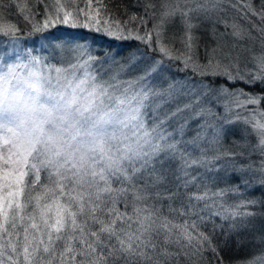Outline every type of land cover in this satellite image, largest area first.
Instances as JSON below:
<instances>
[{"label": "snow or ice", "instance_id": "obj_1", "mask_svg": "<svg viewBox=\"0 0 264 264\" xmlns=\"http://www.w3.org/2000/svg\"><path fill=\"white\" fill-rule=\"evenodd\" d=\"M6 4L11 7L9 0H0V10ZM143 8L142 16L114 22L129 36L134 32L132 38L158 57L150 72L136 79L105 80L91 73L95 58L83 51L74 57L80 61L87 55L83 63L57 66L31 49L23 60L17 54L15 62L0 63V264H180L182 256L191 264H223L218 237L227 245L255 216L250 210H222L239 186L230 191L213 185L214 174L244 156L221 147L224 124L235 122L230 117L239 119L244 109L245 131L257 138L249 158L259 153L261 159L232 168L258 175L264 186V94L229 87L264 84V53L243 62L234 56L235 45L229 46L227 38L244 40L245 35L239 25L222 19L230 8L264 34V27L254 23L264 25V0H161L159 5L144 0ZM25 11L27 23L33 11L25 7L20 13ZM80 14L90 27V12L78 7L77 18ZM194 16L214 29L218 24L225 28L223 42L203 63L194 55ZM70 17L73 13L64 11L63 23ZM176 17L186 34L179 46L167 31ZM101 22L95 19L97 25ZM49 25L46 17L44 28ZM19 31L18 24L0 23V36L13 42ZM166 62L192 76L158 91L153 74L162 76ZM217 78L226 83L214 86ZM165 96L169 101L190 98L177 109L194 113L189 120L202 119L190 139H185L187 122L170 131L158 120L157 101ZM256 204L246 200L229 207ZM236 243L243 246L245 240ZM247 264H264V254Z\"/></svg>", "mask_w": 264, "mask_h": 264}, {"label": "rangeland", "instance_id": "obj_2", "mask_svg": "<svg viewBox=\"0 0 264 264\" xmlns=\"http://www.w3.org/2000/svg\"><path fill=\"white\" fill-rule=\"evenodd\" d=\"M37 0H10L11 7L9 8L7 4L5 7L0 10L3 12V19L0 20V23L9 24L14 23L19 25V38L15 42H13L10 38H6L0 36V63L5 62H15L17 54L20 55L21 60L24 59L23 53L27 50L31 49L34 55L39 56L42 60L47 61L48 63L56 64L60 66L61 64L67 65L69 62H80L83 63L84 60H87V55L83 57L82 60L76 61L74 57L77 55L79 51H83L87 54H90L95 58L92 62L93 67L91 68V73L102 76L103 79L109 80L113 77H118L119 81H127L130 79H136L140 76L145 75L150 72V66L153 61L157 59V56L152 55L149 50L145 47V45L139 41L137 44L133 42L132 47L124 46L114 47L116 50H108L103 47L102 52L98 53L97 47H100L96 44L90 43L88 39L84 38H71L66 35V31L64 30L66 27H72L73 21L69 19V23H63V13L64 8L57 6V4L49 1V4H37ZM257 4H259L260 0H255ZM157 5L161 3V0L155 1ZM194 7L195 5H191ZM27 8L33 11L31 20L27 23L25 22L23 16L28 15L29 12L25 11L23 14L20 13L21 8ZM59 11V18H57V10ZM5 11H9L6 13ZM38 11L40 15H35L34 12ZM159 11V9H158ZM16 12H19L21 15L18 16ZM48 18L50 21V25L47 28H44V20ZM222 19H226L229 24H237L240 29L243 31L245 35L244 40H234L232 37L227 38V43L229 46L235 45V49L233 51V55L239 54L241 57V61L250 60L252 56L261 55L264 53V34H261L257 28H253L251 24L236 18V14L228 9V15L222 17ZM192 22L197 25L192 31V35L196 38V42L200 41L198 47L194 51L195 57L200 62H206V55L211 51L212 48L216 47L218 43L223 42L222 33L225 32V28L223 24H218L213 28V25L207 21L201 20L199 17L193 18ZM254 23L257 24L258 27H264V25H260L258 20L254 19ZM27 24V28H24V25ZM151 25H149L150 27ZM39 27L42 31H35V28ZM64 28L62 31L60 28ZM183 25L179 17L174 18L173 23L169 24L167 27V31L169 36H175L177 39V46H179V38L182 36L186 37V34L182 30ZM61 31V32H60ZM228 31H232L231 27ZM55 32V34H53ZM60 32V33H59ZM250 34V35H249ZM121 33L116 31V36L120 38ZM135 33L133 32L131 36L126 32L124 38L130 40L134 39ZM98 41H101V38L98 36ZM203 41L205 43H203ZM75 50V51H73ZM123 56H118V55ZM175 62H173V66L169 67L167 62L165 64V68L167 69L162 73V76L156 77L155 74L153 76L152 82L157 85L158 91H164L168 88L169 83L180 80H185L186 77H190L192 75L191 71L180 72L176 70ZM194 78V77H193ZM200 77H196L194 80H199ZM205 82L213 83L212 77H205ZM226 83L225 80L221 78H217L214 82V86H219L221 84ZM243 82H237L235 84L229 85L232 89H244ZM247 85V84H245ZM245 90V89H244ZM246 92H249L245 90ZM250 93V92H249ZM162 101H169L167 96L164 97L163 100H158L157 103H161ZM177 102V105L180 104L181 108H184V105L190 102L189 97H180L178 100H174ZM172 102V101H170ZM251 107V106H250ZM260 108H262L260 106ZM220 113H223V109H219ZM183 119L186 120L188 116L194 115L190 110L183 111ZM248 115V113L241 109L239 111V119L236 115H232L230 119L235 121L233 123L224 124V130L229 125V127H233V131H236L240 135L239 145L244 150H250L251 146L256 145L257 138L254 135H249V132L245 131L246 125L243 123V118ZM259 118V117H258ZM199 122H202V119H195ZM182 122V121H181ZM215 122V121H214ZM198 124V125H199ZM198 127V126H197ZM249 131H250V126ZM170 129V128H168ZM258 154V153H257ZM252 156V154H251ZM260 155L255 159L246 158V162L243 166H246L250 163L259 164ZM247 177V181L250 182V185H258L262 192L264 193V186H261L259 183V176L253 175L251 172L243 173ZM241 198H238L240 200ZM246 201V200H244ZM257 201V206L251 208H236L231 207L230 212L233 211H253L255 212V216L248 218L249 223H261L264 222V201ZM242 201L237 202L236 204H240ZM234 204V205H236ZM264 236V231L260 234L251 233V240L254 241V245L260 243V237ZM252 253L244 262L238 264H247L248 261L253 260L255 257L264 254V244L260 245L258 248H255Z\"/></svg>", "mask_w": 264, "mask_h": 264}, {"label": "trees", "instance_id": "obj_3", "mask_svg": "<svg viewBox=\"0 0 264 264\" xmlns=\"http://www.w3.org/2000/svg\"><path fill=\"white\" fill-rule=\"evenodd\" d=\"M10 1V0H9ZM51 1L52 3L57 4V6H61L64 8L65 11H71L73 13V17H70L71 21H77L75 23V26L72 27H62L60 30L63 29L66 31V35L71 38H84L88 39L92 44H96L100 47H97V52H102L103 47H105L108 50H116L114 47H119L118 49L121 50V47L129 46L132 47L133 42L137 44V40L135 39H126L124 38L126 35V32H123L122 30H118L115 21H130V18L132 15L142 16L144 14V8H143V2L144 0H92V5L89 8L88 6V0H37V4H49ZM157 0H154V2ZM78 7L85 8V11L90 12L92 19L88 20L87 23L90 25V27L85 26V16L83 14H80L77 18L78 13ZM6 13H9V11H5ZM18 16L21 14L19 12H16ZM99 14V15H98ZM101 19V24L97 25L95 23L96 18ZM109 21V23L105 24L103 21ZM27 24L24 25V28H27ZM131 27V24L129 23V28ZM60 31V32H61ZM116 31L121 33V37L118 38L116 35H112L111 33H116ZM59 32V33H60ZM55 34V32L53 33ZM101 38V41H98L97 37ZM200 41L197 42L199 44ZM203 43H205L203 41ZM118 56H123L118 55ZM192 76V75H190ZM197 77V76H196ZM194 77L193 79H195ZM243 88L250 93L253 94H264V84H260L254 87H250L248 85H243ZM161 107L159 108L157 112V117L159 121H165L168 128H170V131L177 130L182 124L187 122V128L185 131V139H190L196 134V129L199 124V122L195 119L189 120V117L186 120L183 119V111L177 112L178 108H181L180 104L177 105V102L174 100L172 102L170 101H162ZM262 108H264V104L261 105ZM182 121V122H181ZM240 135L238 132L233 131V127H227L223 131L221 135V147L225 150H231L236 153L243 152L244 156L240 157L237 156L235 161L229 162V166L224 169L222 168L221 171L214 174L215 175V184L213 185L214 189L217 188H226L230 191L235 189L237 186H239L238 193L235 195H229L226 197L227 203L225 204V208L222 210H226L227 212H230L231 207L229 205H234L239 201L244 200H258V201H264V193L262 192V189L254 184L250 185L249 183L245 185V181H247V177L239 172V171H233L232 164H235V167L237 169H240L241 166L244 165L246 162V158H249V153L251 152L249 149L243 150L242 147L239 145L240 141ZM259 156V153H252V156H250V159H253V157L256 159ZM242 194V195H241ZM238 198H241L238 200ZM167 204V202H165ZM257 206V205H255ZM121 210H123V205L119 206ZM131 211V209H130ZM167 211V208L165 207V212ZM217 224H220L221 221L219 218L215 221ZM239 222V221H238ZM212 227L211 224L207 226L205 229L210 230ZM228 225L225 224V231H227ZM261 231H264V222L259 223H250L246 225L245 228L240 230L239 237L233 236L229 239V242L227 245H223V237H218V240L221 242V249H220V255L223 257V264H238L244 262L252 253L251 250L254 252L255 248H258L261 243L254 245V241L251 240L250 236L251 233L253 234H260ZM237 238L245 240V243L243 246H239L236 243ZM180 264H191V262L188 260L187 257L182 256L180 260Z\"/></svg>", "mask_w": 264, "mask_h": 264}]
</instances>
